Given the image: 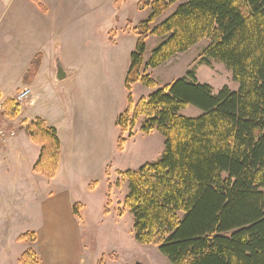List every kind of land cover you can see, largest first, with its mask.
<instances>
[{
  "label": "trees",
  "instance_id": "1",
  "mask_svg": "<svg viewBox=\"0 0 264 264\" xmlns=\"http://www.w3.org/2000/svg\"><path fill=\"white\" fill-rule=\"evenodd\" d=\"M174 4V12L155 24ZM137 7L151 13L133 27L137 40L125 76L128 92L136 83L156 88L145 68L158 67L202 39L208 44L200 61L222 63L238 89L224 86L215 94L188 70L135 104L128 95L116 119L118 150L122 134L139 117H144L140 132L156 129L164 137L156 161L118 172L127 182L123 207L132 215L134 238L157 247L170 264H264V0H139ZM149 35L163 40L144 63ZM188 105L201 114L182 116ZM5 113L16 117L18 106L11 102ZM25 128L40 146L33 172L54 176L60 157L55 129L41 118ZM73 209L76 214V205ZM29 235L35 241V233ZM19 262L38 264V258L29 248Z\"/></svg>",
  "mask_w": 264,
  "mask_h": 264
},
{
  "label": "crops",
  "instance_id": "2",
  "mask_svg": "<svg viewBox=\"0 0 264 264\" xmlns=\"http://www.w3.org/2000/svg\"><path fill=\"white\" fill-rule=\"evenodd\" d=\"M138 1L0 0V48L5 44L17 48V93L30 89L25 102L19 105L15 135L0 144V163L9 164L15 159L17 179L30 177L36 155L26 157L23 144L29 141L25 121L34 118L53 127L60 143V162L51 182L53 190L32 203L35 213L40 214L37 239L32 243L38 264H81L85 247L78 209L73 214V205L79 204L74 198L79 190L87 191L84 182L88 186L95 174H104L116 153L122 152L117 148L116 119L125 105L114 106L113 100L117 86L125 88L128 69H118L119 84L114 89L99 80L101 69L96 60L89 62L84 55L95 52L94 45L102 46L100 41L91 39L98 38L89 25L95 16L85 13V3L100 5V10L112 11V16H127L120 29L126 31L122 33L124 37L134 34L129 8L139 11ZM113 29L106 34L114 36ZM108 42L109 46L118 45L111 39ZM35 59L36 69L29 71ZM57 59L64 72L61 80L57 79ZM116 64L113 67H118ZM9 95L0 88V103L14 97Z\"/></svg>",
  "mask_w": 264,
  "mask_h": 264
},
{
  "label": "rangeland",
  "instance_id": "3",
  "mask_svg": "<svg viewBox=\"0 0 264 264\" xmlns=\"http://www.w3.org/2000/svg\"><path fill=\"white\" fill-rule=\"evenodd\" d=\"M176 6L177 4H174L169 7L157 18L155 24L172 14ZM84 10L85 13L95 16L89 25L92 26L93 32L96 31L95 34L98 38L91 39L100 41L102 45H94L92 49H96V51L84 55L86 59L89 57V62H92L93 58L96 60L98 68L101 69L99 80H105V83L114 89L119 84L118 69L126 70L130 65L129 51L134 49L136 36L130 34L123 37L122 35L126 31L122 32L120 29L124 27L127 16L121 17L120 14L112 16V11L105 9L104 12L102 9L100 10V5L91 3H85ZM129 11L133 27L148 18L151 13V9L148 7L142 11L133 10L132 7V9L129 8ZM153 26L151 25V27ZM110 28H114L113 30L116 32L114 36L106 34ZM110 39L111 42L117 41L118 45L109 46ZM162 40L161 37L151 35L147 37L143 55L144 63L150 57L151 51ZM15 43L17 44V38H15ZM12 44L10 43V45ZM207 44L208 40L202 39L187 51L173 56L158 67H146V73L157 84L154 89L163 88L175 79L185 76L188 70H193L196 80L210 85L215 94L224 86L232 91L237 90L238 83L234 81L231 71L222 63L210 61L205 64L200 61L199 55ZM130 46L131 49H129ZM16 58L17 48L6 46V44L0 48V88L7 91L9 96L14 95L13 98H7L3 103H0V127L7 132L10 129L15 130L16 128L17 130V115L13 120L6 115L5 110L7 112L11 107V102L13 106H18L19 110V105L23 104L29 95L20 100L17 99L19 92L17 93ZM34 62L33 67L35 64L37 65V59ZM117 62L119 64H116ZM114 64L118 67H113ZM85 67L82 68L83 71L87 70ZM154 89L136 83L128 92L124 86L118 85L117 97L116 100H113L114 106L123 103L122 105H125L126 108L130 101L128 95L131 96V101L135 104L140 98H146ZM8 99H11V102L6 101ZM5 102L8 103L7 109H5ZM180 114L188 118H195L201 114V110L188 105L180 111ZM143 120L144 117H139L132 128H127L122 134L124 138L122 149L118 150L122 152L116 153L104 174H95L93 179L88 182V186L84 182L87 191L79 190L74 198L79 203L74 205L78 209L77 216L85 247L81 256V264H106L108 261L115 260L110 264H170L157 247L137 243L132 231V215L123 207L127 182L119 176L118 172L136 170L146 162L156 161L164 150V137L159 131L155 129L148 134L139 131ZM27 122L29 123V121H25V125ZM27 142L23 144L24 154L26 157L36 155V160L40 146L32 142L30 138ZM12 152L14 150L10 151L8 159L11 158ZM15 161V159H11L9 164L2 165L0 163V264H21L19 258L24 251L29 248L35 251L32 243L37 239L35 230L39 226L40 214L35 213L32 203L35 198H42L53 190L51 182L55 177V175L48 176L33 172L31 166L30 177L19 180L17 179V162ZM25 165L26 162L23 166ZM105 208L107 209L106 213H104ZM73 214H75L74 209ZM31 232L35 233L33 242L29 240ZM25 234L27 235L20 239Z\"/></svg>",
  "mask_w": 264,
  "mask_h": 264
},
{
  "label": "built area",
  "instance_id": "4",
  "mask_svg": "<svg viewBox=\"0 0 264 264\" xmlns=\"http://www.w3.org/2000/svg\"><path fill=\"white\" fill-rule=\"evenodd\" d=\"M30 90L29 89H25L23 90L21 93L18 94L17 99L20 100L22 98H24L25 96H27L29 94ZM12 135H14V130L10 129L8 132L4 131L1 127H0V143H3L5 140H7L9 137H11Z\"/></svg>",
  "mask_w": 264,
  "mask_h": 264
},
{
  "label": "water",
  "instance_id": "5",
  "mask_svg": "<svg viewBox=\"0 0 264 264\" xmlns=\"http://www.w3.org/2000/svg\"><path fill=\"white\" fill-rule=\"evenodd\" d=\"M56 69H57V79L61 80L64 77V72L61 67L60 61L58 59L56 60Z\"/></svg>",
  "mask_w": 264,
  "mask_h": 264
},
{
  "label": "bare ground",
  "instance_id": "6",
  "mask_svg": "<svg viewBox=\"0 0 264 264\" xmlns=\"http://www.w3.org/2000/svg\"><path fill=\"white\" fill-rule=\"evenodd\" d=\"M129 20V19H128Z\"/></svg>",
  "mask_w": 264,
  "mask_h": 264
}]
</instances>
